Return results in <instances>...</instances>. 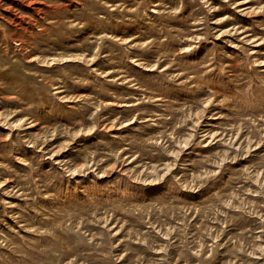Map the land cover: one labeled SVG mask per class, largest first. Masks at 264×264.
Listing matches in <instances>:
<instances>
[{"label":"rangeland","instance_id":"1","mask_svg":"<svg viewBox=\"0 0 264 264\" xmlns=\"http://www.w3.org/2000/svg\"><path fill=\"white\" fill-rule=\"evenodd\" d=\"M0 264H264V0H0Z\"/></svg>","mask_w":264,"mask_h":264}]
</instances>
